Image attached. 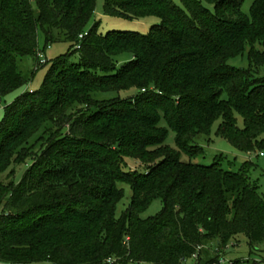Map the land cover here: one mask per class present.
<instances>
[{"label": "trees", "instance_id": "16d2710c", "mask_svg": "<svg viewBox=\"0 0 264 264\" xmlns=\"http://www.w3.org/2000/svg\"><path fill=\"white\" fill-rule=\"evenodd\" d=\"M97 1L0 0V100L28 82L22 58L45 65L39 29L48 44H72L38 91L4 109L0 264H219L238 235L261 252L264 193L254 165L234 172L193 160L205 154L197 137L218 120V134L239 152L264 154V0L250 16L245 0H105L107 17L157 18L147 34L102 33ZM246 53L247 68L230 65ZM128 159L144 171L128 170ZM120 184L132 201L117 219ZM159 199L162 211L142 219Z\"/></svg>", "mask_w": 264, "mask_h": 264}, {"label": "rangeland", "instance_id": "374dc122", "mask_svg": "<svg viewBox=\"0 0 264 264\" xmlns=\"http://www.w3.org/2000/svg\"><path fill=\"white\" fill-rule=\"evenodd\" d=\"M178 2V0H175ZM255 0H245L242 5V12L247 16H250V11ZM105 5V0L97 1V9L93 23H100V30L102 33L106 34L109 31H123V32H137L141 34H147L150 30L158 25L160 22L157 18H145L140 20H124L107 17L103 13V8ZM207 8L211 13H215L214 5H207ZM38 43L39 49L38 53L43 55V59L46 62L45 65H36L32 57H24L20 60V68L24 75L28 76V82L8 95L7 97L0 100V123L4 119V109L13 104L14 101L21 95L38 91L48 74L52 63L61 56H65L69 53L72 44L62 38L60 41L47 43L45 34L42 29L38 30ZM71 62H78L79 56L74 54L70 57ZM230 65L238 68L248 67L247 53L234 59L230 62ZM136 90L125 91L121 93V97L127 98L135 95ZM112 95H108L109 97ZM221 120L215 122L211 129L209 136L199 135L196 139V146H199L204 151V156L201 159L193 160V162L203 164L205 166H210L215 162H219L224 169L231 170L234 172H240L243 169L244 164L251 163L254 167L250 171V175L253 180L258 183L260 190L264 193V157H258L257 155H245L234 148L228 141L223 139L219 134V128L221 125ZM240 125L242 120L239 121ZM163 126L165 123L163 122ZM176 135L173 131H169V137L167 144L179 151L176 142ZM181 160L183 162H190V157L181 153ZM256 165V166H255ZM128 170H138L144 171L140 163L127 160ZM15 182H20L24 172L26 171V166H21L15 168ZM12 178L8 176V173L3 175L2 182L7 184ZM120 187L124 190V198L117 206V219H120L122 215L129 209L132 201V190L128 184H120ZM164 203L162 200H156L153 204L141 214V218L144 220L156 217L163 209ZM2 209L0 208V213ZM261 252L250 253V247L247 238L244 235L236 236L230 243L229 247L226 249L224 256L220 261H224L223 264H230L232 261L236 260H252L251 262H257L258 264H264V245L261 246ZM50 264V263H47ZM189 264V263H187ZM221 264V263H220Z\"/></svg>", "mask_w": 264, "mask_h": 264}, {"label": "built area", "instance_id": "2783aa9c", "mask_svg": "<svg viewBox=\"0 0 264 264\" xmlns=\"http://www.w3.org/2000/svg\"><path fill=\"white\" fill-rule=\"evenodd\" d=\"M85 36H87V33L80 35V36H79V39L82 40V39H84ZM76 49H81L80 44H78V45L76 46ZM39 57H40V59H41V63H42V64H45L46 62H45L44 59H43V55H42V54H39ZM261 157H264V154H261ZM194 257H196V256H194ZM223 262H224V261H220L221 264H223ZM220 263H219V264H220Z\"/></svg>", "mask_w": 264, "mask_h": 264}]
</instances>
